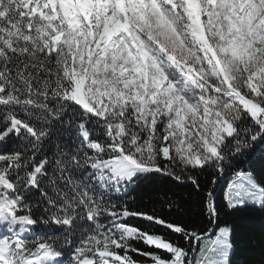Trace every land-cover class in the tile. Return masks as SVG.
Instances as JSON below:
<instances>
[{"label":"snow or ice","instance_id":"obj_1","mask_svg":"<svg viewBox=\"0 0 264 264\" xmlns=\"http://www.w3.org/2000/svg\"><path fill=\"white\" fill-rule=\"evenodd\" d=\"M257 146L264 0H0V264H232L200 176ZM145 174L189 181L205 229L130 207ZM234 176L227 206L264 207Z\"/></svg>","mask_w":264,"mask_h":264},{"label":"trees","instance_id":"obj_2","mask_svg":"<svg viewBox=\"0 0 264 264\" xmlns=\"http://www.w3.org/2000/svg\"><path fill=\"white\" fill-rule=\"evenodd\" d=\"M242 161V162H241ZM237 167L245 169L257 179H264V149L258 146L249 154L239 158L231 168L213 177L212 184L208 173L200 176L205 191H213L219 209V223L232 229L233 254L232 264H264V207L245 204L230 208L225 200L224 190L227 184L235 179L234 171ZM124 200L132 208H141L156 213L168 215L169 219L190 223L194 228L204 230L207 220L200 214L197 197L194 195L190 182H174L159 174H145L134 185L129 187ZM173 202L179 205L183 214L173 212L169 215L167 205ZM143 227H152L141 220L132 221ZM157 233L165 230L152 228ZM183 244V241H180ZM136 247L143 248L142 244ZM143 260L142 257H135Z\"/></svg>","mask_w":264,"mask_h":264},{"label":"rangeland","instance_id":"obj_3","mask_svg":"<svg viewBox=\"0 0 264 264\" xmlns=\"http://www.w3.org/2000/svg\"><path fill=\"white\" fill-rule=\"evenodd\" d=\"M234 180H235V179H234ZM234 180L230 181V182L227 184L226 189L224 190V194H225V195H226V193L228 192V186H229L230 184H232V182H233ZM248 204L253 205V206H260V205H258V204H251V203H248ZM241 206H243V205H241Z\"/></svg>","mask_w":264,"mask_h":264}]
</instances>
